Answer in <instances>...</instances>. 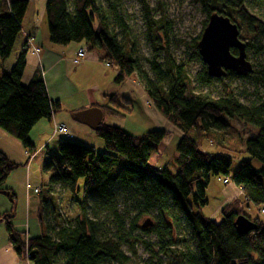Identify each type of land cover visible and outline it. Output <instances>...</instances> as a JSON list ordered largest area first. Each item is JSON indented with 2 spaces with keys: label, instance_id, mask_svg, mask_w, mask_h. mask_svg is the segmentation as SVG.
Listing matches in <instances>:
<instances>
[{
  "label": "trees",
  "instance_id": "16d2710c",
  "mask_svg": "<svg viewBox=\"0 0 264 264\" xmlns=\"http://www.w3.org/2000/svg\"><path fill=\"white\" fill-rule=\"evenodd\" d=\"M35 1L0 0V129L21 143L27 154L25 163L36 151L28 138L30 129L40 119L50 120L61 108L59 100L48 97L40 69L32 73L26 84L21 82L29 43L39 28ZM199 2L206 17L217 11L243 25L250 33H264V20L252 16L244 0ZM43 14L50 43L82 42L87 52L94 53L100 62L116 70L114 83H122L132 75L137 79L149 103L181 132L175 146L174 161L178 169L175 173L166 167L146 169L148 159L167 134L165 129H150L135 135L117 125L101 123L93 130L103 142L105 150L101 152L61 138L56 153L45 152L40 158L37 218L41 233L27 237L12 225L15 194L5 186L9 173L20 163L0 150V193L13 203L9 211L0 214V222L18 257L30 264H126L128 256L121 246L129 243L128 238L118 233L106 234L102 231L104 220L90 213L97 208L115 213L118 191L122 190L134 197L139 214L155 212V224L141 228L132 223L127 230L129 235L137 229L160 237L169 234L174 218L171 209L185 221L194 249L186 246L168 250L161 239L160 251L168 259L166 264H264V220L251 218L243 210L245 202L246 206L252 204L264 212V66L253 68L247 75L227 71L224 76L256 77L262 94L257 101L246 105L227 87L225 94L218 97L193 91L187 68L176 63L168 46L162 44V38L166 39L167 35L164 16L154 19L148 11L145 13L147 40L153 50L163 53V61L159 62L154 56L148 61L149 71H146L135 56L128 29L110 0H44ZM198 39L194 38L192 43L201 64L195 80L203 86L221 81L222 77L207 74L197 51ZM231 52L235 54L236 50ZM111 101L112 106L120 110L108 105L95 106L112 116H123V110L130 111L125 104ZM230 118L251 125L257 131L239 151L246 153L247 158L240 161L231 176L241 190L242 200L233 199L222 205V219L215 221L201 212L207 203L205 188L209 175L229 174L231 161L227 155L203 151L198 139L208 138L223 147L221 128ZM253 161L261 166L254 167ZM56 186H59L58 196H55ZM69 205H73L71 211ZM47 207L57 215L52 218L60 219L56 225L52 226L50 218L45 216ZM238 215L250 219L255 228L239 234L234 225ZM141 226L146 227L143 223ZM130 246L134 254L135 247ZM144 264H161V261Z\"/></svg>",
  "mask_w": 264,
  "mask_h": 264
},
{
  "label": "rangeland",
  "instance_id": "374dc122",
  "mask_svg": "<svg viewBox=\"0 0 264 264\" xmlns=\"http://www.w3.org/2000/svg\"><path fill=\"white\" fill-rule=\"evenodd\" d=\"M110 1L115 5L116 10L121 15L122 20L128 29L130 38L133 41L135 56L139 59L142 67L146 71H149L148 61L153 59L154 56L159 62L163 61L162 51L153 50L146 37L145 13L148 11L154 19H158L160 16L165 17V20L167 21V35L166 39L164 37L162 38V44L168 46L171 57L176 63H182L187 68L188 75L192 78L193 91L204 92L213 97H218L225 94L224 88L227 87L231 89L239 100L246 105L253 101H257L258 96L262 94L261 87L256 85V77H222L221 81H215L207 86H203L195 80L197 72L201 70V64L195 56L196 53L192 47V43L194 38L200 36L204 27L203 22L207 20L206 15L202 12L199 0ZM105 5L107 4L105 3ZM244 5L252 16L264 20V0H244ZM41 10L42 9H39L38 7L36 20L39 28L37 34H40L43 38H47V25L43 16L44 14L41 13ZM236 24L239 29V38L248 44L246 48V58L251 62L254 69H259L261 66H264V33H250L245 30L243 25ZM116 31L119 37H121V32L117 29ZM56 47L64 48V45L57 44ZM107 70L110 71L111 68L107 67ZM149 75L152 76L151 73ZM113 91H122L130 97L131 110L127 111L121 109L124 111H121L124 113L123 116H105L103 121L117 125L126 132L135 135L141 134L145 130L150 129L167 130L166 136L157 147L161 151L159 158L156 160L155 155H152L153 157L146 164V169H149L150 167H155L157 169L166 167L171 173H175L178 169L174 158L177 155L175 146L181 136L179 129L168 122L165 118L164 119L167 123L162 121L164 119L160 120L163 116L156 111L148 100L145 101L142 87L133 75L129 82L125 81V83L113 84ZM84 95L86 94H82V96ZM74 99L68 98L66 101L71 103ZM147 106H149L148 109L146 108ZM112 108H115V106H112ZM115 109L120 110L118 108ZM59 112L61 116L67 117L71 124H74L77 127L88 128L87 125L81 124L72 119L70 116L71 112L68 111V109L65 108ZM53 122L54 121L47 122V127L40 131L41 135L36 133L34 136L33 140L37 152L27 161V163H25L27 154L21 143L16 138L0 129V149L13 157V161L16 159V161L20 163V166L9 173L5 181V186L11 188L15 194L13 221L25 222L27 210L30 211L29 216H35L33 209L35 205L39 203V195L34 192V189L39 188L41 181L39 162L42 154L45 152L56 153L57 141L61 138L75 141L71 136L54 134ZM256 131L257 129L255 127L245 124L236 118H230L227 119L226 125L221 128L223 147H218L208 138L202 137L201 139H198L200 149L212 153L213 155H227L231 161L228 175H209V181L205 188L207 203L201 208V212L204 216L215 221H220L222 219L220 207L228 202H225L226 199L233 198L242 200V195L241 193L237 194V191L239 190L233 183L231 176L237 169L240 161L247 158L246 153L239 151L244 149L245 142L249 137L256 135ZM78 139L84 141L85 143L83 144L85 145L93 146L96 152L105 150L102 140L96 135L93 136L91 142H88L89 140L84 139L83 136L80 135ZM43 141L47 142V145H45ZM253 166L258 168L261 165L257 161H253ZM225 178L227 179V183L223 182V179ZM78 187L81 188V180L78 182ZM55 190V196H58L59 186H56ZM80 197L81 191L78 193V198ZM56 200L59 199L57 198ZM12 206L13 203L10 199L6 195L0 193V214L9 211ZM68 208L71 211L73 205H69ZM114 210L115 213L111 214L105 209L97 208L90 211V213L92 216H97L101 218V220H104L105 223L102 227V231L106 234L118 233L128 238L129 243H123L121 246L124 253L128 256L126 264H144L146 261H153L155 263L161 261V264H166L168 259L160 251L161 239L165 242L168 250H174V248L180 249L186 246L194 249L193 240L188 227L185 221L174 209H171L174 218L171 221L170 233L161 235L163 238L156 233L140 229L133 231L131 235L127 233V230L131 227L132 223L137 224L141 228H149L150 225L142 227L141 224L145 220H150L152 224H155L156 222L154 218L155 212L142 215L138 213L140 209L137 207V202L130 193L122 190L118 191ZM243 210L251 218L258 217L264 220V212L261 211L262 209H260V207H256L252 204L246 206V203L244 202ZM44 212L45 216L50 218L49 222L52 226L56 225L57 221L60 222V219L57 217H55L56 219L52 218L57 215L53 213L51 207H47ZM32 220L34 219L32 218ZM4 229V224L0 222V232L4 231ZM130 244H133L135 247L134 254L131 251ZM20 264L30 263L29 261L22 259ZM111 264L117 263L113 262Z\"/></svg>",
  "mask_w": 264,
  "mask_h": 264
},
{
  "label": "crops",
  "instance_id": "0c3cea01",
  "mask_svg": "<svg viewBox=\"0 0 264 264\" xmlns=\"http://www.w3.org/2000/svg\"><path fill=\"white\" fill-rule=\"evenodd\" d=\"M38 7L39 9H42L41 13H43L44 0H36V15ZM56 45L57 44L50 43L48 37L43 38V36H40V34H37L30 40L29 49L25 57V67L21 77L22 84H26L29 81L32 73L36 69H40L42 71V76L44 79L48 97L51 100H59L60 102L61 108L59 111L66 108L72 114L75 111L89 108L97 104L112 106L114 104L111 101L112 99L125 104V106H129L126 108L130 109V97L122 91H113V84H116L113 82V73L115 74L116 72L115 69L109 67L111 68V70L108 71V66H105L102 62H100L97 59V56L92 52H89L87 59L81 61L78 64L73 63L72 58L75 55L76 50L79 47L84 46L82 42H70L68 44H65L64 48H57ZM33 48L35 50H33ZM125 81H131V77L125 78L122 83H125ZM82 94L86 95L82 96ZM68 98L75 99L71 103H68V101H66V99ZM146 100L148 99L145 95V101ZM148 107L149 106H147L146 108L148 109ZM59 111L53 114L50 120L40 119L33 125L28 133V138L33 144V138L36 133H39L41 135L40 131L44 130L47 127V122L51 121L65 124L71 132L69 136H71L75 141L85 143L84 141H80V139H78L80 135L83 136L84 139L89 140L88 142H91L93 136L95 135L93 129L89 128L88 126V128H83L71 124L70 120L65 116H61ZM71 114L70 116L73 119ZM105 116L112 117V115H106L103 113L102 123L111 124L110 122L103 121ZM161 119L164 118H160V120ZM162 121H165L167 123L165 119ZM161 142L158 144V146L161 144ZM43 143L47 145V142L43 141ZM1 151L4 152L10 159L14 160V158L7 154L5 151ZM36 152L37 148L35 153ZM160 153L161 151L157 148L154 154L152 153V155H155L157 160L160 156ZM152 155L148 159L147 163L153 157ZM238 190L239 191H237V194L241 193L239 187ZM232 199L233 198H228L225 202H229ZM37 208L38 203L33 209L35 216H29L30 211L27 210L25 222H17L13 221L12 219L13 227L23 232L27 237H35L41 233L37 218ZM32 218L34 220H32ZM21 260L22 259L18 257V255L12 248L8 240V235L4 229V231L0 232V264H20Z\"/></svg>",
  "mask_w": 264,
  "mask_h": 264
},
{
  "label": "water",
  "instance_id": "95a60500",
  "mask_svg": "<svg viewBox=\"0 0 264 264\" xmlns=\"http://www.w3.org/2000/svg\"><path fill=\"white\" fill-rule=\"evenodd\" d=\"M196 46L206 72L211 77H224L227 71L243 76L253 70L251 62L246 58V43L239 38L238 26L227 15L212 11ZM232 49L236 50L235 54L231 52ZM71 115L75 121L95 130L102 123L103 111L100 107L92 106ZM150 224L149 220L143 222V226ZM234 225L239 234L255 228L254 223L244 215H238Z\"/></svg>",
  "mask_w": 264,
  "mask_h": 264
},
{
  "label": "built area",
  "instance_id": "2783aa9c",
  "mask_svg": "<svg viewBox=\"0 0 264 264\" xmlns=\"http://www.w3.org/2000/svg\"><path fill=\"white\" fill-rule=\"evenodd\" d=\"M33 50H35V49L33 48ZM88 54H89V52H87V50L85 49L84 46L79 47L76 50L75 55L72 58L73 63L78 64L81 61L87 59ZM104 65L110 67V65L107 63H104ZM53 132H54V134H58V135H60V134L65 135V136L70 135V130L68 129V127L65 124L60 123V122H55V121L53 122ZM223 182L227 183V179L226 178L223 179ZM34 192L37 193L38 189L35 188ZM261 211L263 212V209Z\"/></svg>",
  "mask_w": 264,
  "mask_h": 264
}]
</instances>
